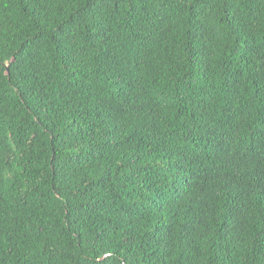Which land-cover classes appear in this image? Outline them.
<instances>
[{
	"label": "trees",
	"instance_id": "trees-1",
	"mask_svg": "<svg viewBox=\"0 0 264 264\" xmlns=\"http://www.w3.org/2000/svg\"><path fill=\"white\" fill-rule=\"evenodd\" d=\"M0 264H264V0H0Z\"/></svg>",
	"mask_w": 264,
	"mask_h": 264
}]
</instances>
